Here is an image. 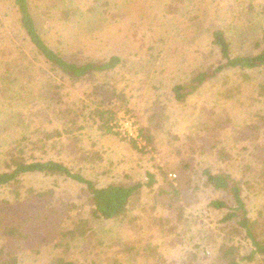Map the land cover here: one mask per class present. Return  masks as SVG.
Returning <instances> with one entry per match:
<instances>
[{"label":"rangeland","instance_id":"obj_1","mask_svg":"<svg viewBox=\"0 0 264 264\" xmlns=\"http://www.w3.org/2000/svg\"><path fill=\"white\" fill-rule=\"evenodd\" d=\"M169 2L66 0L64 7L74 10L66 22L58 0H30L41 33L70 61H102L117 55L127 64L121 74L64 82L22 39L13 0H0V172L7 167L11 148L29 140L45 142L30 145L29 157L61 162L100 187L147 184L148 174L156 180L123 222H91L94 245L62 240L59 231L45 247L40 243L34 248L24 246L18 264H44L52 255L76 259L79 264L217 263L218 247L211 243L210 230L218 228L217 240H223L222 214L210 212L208 203L225 196L201 187L193 192L190 207L183 203L181 210L177 205L168 208L162 189L168 181L165 175L185 181L174 173L186 162L193 165L189 174L198 182L204 167L233 172L231 163L242 160L241 146L250 145L243 134L250 132L252 124L261 126L264 117L255 115L262 105L252 104L255 97H249L254 85L264 81V70L252 72L250 81L241 72L228 71L182 104L173 100L171 88L206 62L202 53L216 29L226 31L234 55L257 53L256 40L264 30V0H198L173 16L166 13ZM227 84L244 90L243 95L218 98ZM60 85L63 100L77 115L57 114L60 104L50 94ZM94 88V92L106 91L103 105L118 111L113 125L120 136L105 134L89 114L94 103L100 102L88 97ZM211 135L217 148L204 142ZM260 138L264 139V132ZM219 150L232 159L222 157ZM243 156L252 159L248 153ZM23 186L22 195L30 190L52 191V202L61 209L63 232L65 217L89 218V196L76 182L30 175L23 179ZM246 196L252 217L264 210L263 195ZM13 197L10 189L1 191L0 208ZM226 240L233 244L243 239L234 234ZM62 244L64 249L57 247ZM243 245V254L250 253L245 240ZM191 252L197 253L196 260Z\"/></svg>","mask_w":264,"mask_h":264},{"label":"trees","instance_id":"obj_2","mask_svg":"<svg viewBox=\"0 0 264 264\" xmlns=\"http://www.w3.org/2000/svg\"><path fill=\"white\" fill-rule=\"evenodd\" d=\"M58 1L63 5L59 12L62 14L63 20L68 22L67 16L74 10L64 7L66 0ZM196 1L198 0H170L165 7L166 13L171 16L182 13L183 8L194 5ZM253 7H251L252 10H254ZM13 8L18 16V29L26 45L62 81L85 80L95 74L106 76L111 73L121 74V71L126 68V61L117 55L109 56L102 61H70L51 47L41 33L31 12L30 0H13ZM256 50L258 52L254 54L234 55L226 31L214 30L207 50H203L202 53L206 62L198 67L199 70L193 71L187 80L177 83L171 88L173 100L177 103H184L207 83L228 71L241 72L245 80L250 81L252 72L264 70V30L258 35ZM61 87L62 85L56 87V90L50 94V97L60 104L61 110H58L57 114L77 115L76 113L72 114V110L63 100L64 95L58 91ZM94 91L97 89L94 88L88 97L100 99V102L94 103L89 114L105 134L120 136L119 132L114 131L113 125V122L118 118V111L103 105L106 91L99 93ZM243 93L244 90L228 87L227 84L218 98L229 100L238 94L243 95ZM249 97H255L252 99V104L259 102L262 105L260 114L256 113L255 115H264V81L254 85V91L250 93ZM124 104L127 105V102ZM223 110L227 112L226 109ZM248 129L250 132L246 131L243 135L250 145L247 143L243 147L240 145L239 155L242 160L239 163H231L233 172L223 169L215 172L213 167H204L202 178L198 182L192 179L193 174H189L193 165L186 162L181 164L178 173H174L176 178L178 175L184 176L185 181L172 180L169 179V175H165L168 181L166 187L162 189L168 197V208L177 205L181 210L183 203L190 207L193 192L195 194L201 187L225 196V198L213 199L208 203L210 212L222 214L219 224L223 240L221 242L217 240L218 228L210 230L211 243L218 247L217 263L215 264H264V210L259 209L252 217L246 196V194L264 196V139L260 138L264 132V117H262L261 126L252 124ZM50 137L51 135H48V139ZM204 139L205 144H213L211 149L218 147L212 135L209 139L207 137ZM75 141L77 142L76 139ZM25 142L26 144L21 146V141H19L17 147L11 148L12 150L8 152L7 167L0 172V192L10 189V192L14 194L12 200L4 201L0 208V264H18L20 254L24 252V246L33 247L40 243L45 247L49 241H52L53 235L59 231L62 240L70 239L69 241L74 242L83 240L86 244H91L93 236L91 222H123L129 210L140 204L145 189H151L156 182L154 176L148 174L147 184H110L100 187L61 162L29 157L30 145L36 146L39 143L44 145L45 142L32 141L30 143L29 140H25ZM130 142L137 150V141L131 139ZM81 150L77 149L76 151ZM244 153H248L252 159L243 156ZM219 154L224 158L229 157L223 150H219ZM30 175L65 177L84 186L90 200L89 218L84 219L81 214L65 217L66 231L63 232L64 224L59 221L62 216L61 209L52 202L51 190H30L26 195H22L23 179ZM198 218L201 220L200 217ZM234 234L238 237L242 236L246 244L251 247L250 253L243 254V240L242 243L239 240L233 244H228L232 242L230 240L224 241L226 237L232 240ZM56 239L60 242L59 238ZM95 241L97 242V239ZM61 246L64 249V244L57 245L59 248ZM191 256L194 260L198 258L197 253L194 252H191ZM48 260L44 264H79L76 259L59 255H52Z\"/></svg>","mask_w":264,"mask_h":264}]
</instances>
